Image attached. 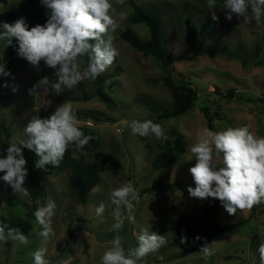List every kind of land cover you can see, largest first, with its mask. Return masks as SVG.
<instances>
[{
	"label": "rangeland",
	"instance_id": "rangeland-1",
	"mask_svg": "<svg viewBox=\"0 0 264 264\" xmlns=\"http://www.w3.org/2000/svg\"><path fill=\"white\" fill-rule=\"evenodd\" d=\"M111 2L114 7L111 15L117 23L129 26L141 38L147 37L146 26L127 20L132 2L140 6L156 5L161 13L166 48L172 53L200 48L213 51H198L193 59L174 61L169 69L174 80H188L194 84L196 100L183 114L157 117L156 111L149 109L143 98L163 106L171 104L170 90L162 81L167 71L155 57L134 49L121 39L117 34L120 26L111 33L119 55L112 67L101 74L103 79L97 82L85 79L71 89L64 87L59 95L51 87L47 94L37 89L39 95H30L29 89L41 78L47 77L50 84L57 78L54 70L46 67L43 61L33 66L15 54L8 69L10 75L0 77L3 137L10 145L22 146L20 142L27 139L23 130L29 120L43 108L51 115L64 102L70 103L80 114L91 112L101 119L79 116V125L95 131L99 143L92 151L77 150L73 154L95 161L99 179L87 193L85 202L74 199L66 183V168L53 170L41 179L44 203L51 199L56 204L51 225L55 235L48 240L37 235L40 227L35 218L25 215L29 197L19 196L12 189H2L0 215L27 218L31 227L24 234L30 243L21 245L18 241H9L0 252V264H33L31 253L41 247L47 249L46 258L52 264L63 261L101 264L103 253L111 247L116 235L124 237L126 252L137 246L136 237L143 229L168 238L173 234L172 221L178 214L202 215L203 204L209 199L193 198L187 190L195 187L189 169L196 161L190 148L198 135L205 128L218 132L247 125L256 136L264 137V102L256 99L264 91V22L257 25L250 15L243 19L233 14L230 21L225 19L224 0H216L218 22L211 19L207 0H125L122 5L116 0ZM6 9L14 14L9 24L23 17L29 25L37 13L47 17L50 14L44 6L29 5L24 0H0V12ZM4 45L6 42L0 41V50ZM255 58H260L261 63L254 64ZM96 84L112 97L114 104L108 106L96 95L77 98L80 90L90 93ZM13 87L17 89L15 92ZM227 88H232L233 96L217 93ZM46 100H51V105L45 106ZM202 107L207 109L210 126ZM149 119L162 125L168 139L172 138L173 129L181 133L185 148L175 163L162 168L151 166L160 140L134 134L129 126L133 120ZM96 152L106 154L117 166L102 163L96 156L95 159ZM217 165L223 166L222 159H217ZM128 182L138 190L139 196L133 201L135 211L131 215L125 213L123 227L117 233L111 230L115 223L112 216L115 205L109 194ZM100 203L106 208L103 217L95 213ZM241 217L248 218L207 242L214 252L207 260L189 244L162 246L145 260L147 264H260L257 249L264 243V204L255 206L251 212L238 210L236 215L230 216L218 203V222Z\"/></svg>",
	"mask_w": 264,
	"mask_h": 264
},
{
	"label": "clouds",
	"instance_id": "clouds-1",
	"mask_svg": "<svg viewBox=\"0 0 264 264\" xmlns=\"http://www.w3.org/2000/svg\"><path fill=\"white\" fill-rule=\"evenodd\" d=\"M124 2L116 0L117 4ZM40 3L50 13L45 24L29 29L23 17L12 24L0 23L3 29L0 41H5L8 46L15 38L20 57L33 66L43 61L46 67L54 70L57 81L50 84L47 77L41 78L29 89L30 95H39L37 89L47 94L49 87L59 95L64 87L71 89L85 79L95 81L112 67L119 53L113 46L111 33L120 25L111 15L114 11L111 0H40ZM207 7L211 19L218 22L216 0H207ZM224 9L225 19L229 21L235 14L243 19L250 15L257 25L264 22V0H224ZM8 75L10 73L0 64V76ZM16 90V87L12 88L13 92ZM51 103V100H46L45 106ZM129 126L132 133L140 136H154L158 140L169 138L162 125L150 119L133 120ZM23 131L27 139L20 144L38 157L35 165L38 169L47 165L58 167L70 146L79 151L94 139L81 130L79 119L68 102L57 106L46 118L33 116ZM190 152L196 161L189 169L195 184L194 188L187 189L191 197L218 200L230 216L236 215L238 210L251 212L255 206L264 204V137L256 136L249 126L229 127L218 132L205 128ZM218 158L222 159L223 166L217 165ZM0 173H3L0 180L10 186L13 193L30 196L29 189L25 187L28 175L26 160L17 144L8 146L6 154L0 157ZM109 195L115 205L112 211L115 223L111 230L118 233L123 227L125 213L131 215L135 211L133 201L138 199L139 193L128 182ZM35 203L37 208L33 215L40 227L37 235L48 240L55 235L51 225L56 204L51 199L44 203L39 197ZM105 210V204L100 203L95 213L103 217ZM136 239L137 246L126 252L124 237L116 235L111 247L103 253L101 264H140L142 261L147 264L145 258L168 243L164 235L149 232L148 229L141 230ZM9 241H18L21 245L30 243L18 228L0 224V252L5 250ZM185 242L186 237H182L181 243ZM199 251L206 260L214 255L206 241ZM257 251L260 264H264V243ZM46 253L47 249L43 247L32 252L33 264H52Z\"/></svg>",
	"mask_w": 264,
	"mask_h": 264
},
{
	"label": "trees",
	"instance_id": "trees-1",
	"mask_svg": "<svg viewBox=\"0 0 264 264\" xmlns=\"http://www.w3.org/2000/svg\"><path fill=\"white\" fill-rule=\"evenodd\" d=\"M29 5H38L42 7L40 0H24ZM14 14L11 10H3L0 12V23H8ZM48 17L42 13H37L34 21L28 25V28L36 26L37 24L43 25L46 23ZM128 22H142L147 28V37H139L129 26H120L117 34L126 41L134 49L144 53L150 54L155 57L161 66L165 68L167 73L162 77L164 85L170 90L171 104L163 106L157 101L143 98L144 103L149 109L156 111L157 117L166 118L170 116H177L188 111L196 100V91L194 84L188 80H174L171 76L169 69L174 61L191 60L194 58L196 52L205 51L212 53L211 49L202 50L197 49L192 52H176L172 53L166 48V37L161 23V13L156 5L140 6L132 2V11L127 17ZM0 31H3L0 28ZM18 54V42L15 38L12 39L11 45H4L0 50V61L5 70L8 71L12 63V58ZM87 62V57H85ZM244 63V61H242ZM254 64L261 63L260 58L253 60ZM1 77V76H0ZM103 78L100 75L95 81H101ZM216 89V88H215ZM217 93L224 97H231L234 95L232 88H227L223 93L217 90ZM96 95L100 100L105 102L106 105L111 106L114 100L97 84L94 90L90 93L79 91V99H87L88 97ZM256 99L264 102V91L256 97ZM204 116L206 117L207 124L210 126L209 115L206 107L201 108ZM77 117L86 116L94 120L101 118L91 112L80 114L75 111ZM217 115V112L214 111ZM36 116L46 118L49 116L48 110L43 108ZM81 130L86 134L94 137L85 148L84 151H92L99 143V135L84 126L79 125ZM172 138L167 140H160L157 142V152L153 155L150 164L154 168H162L167 165L173 164L177 161L180 154L184 151L185 144L182 135L177 130H171ZM10 146L9 142L3 137L2 122L0 121V157L6 154L7 147ZM18 146V145H17ZM22 149V155L26 160V168L28 175L26 177L25 187L29 189L30 196L25 212L26 217L35 218L33 213L37 208L35 200L39 197L44 202L45 192L41 179L53 170H61L66 168L68 170L66 176V183L72 190L74 199L78 202H85L87 193L96 184L99 179V174L95 165V161L83 159L81 156H74L77 151L74 146H70L63 160L58 167L47 165L44 169H38L35 165L38 157L35 153L23 146H18ZM98 161L117 166L116 163L106 154L96 152L94 154ZM96 159V158H95ZM3 173H0L2 176ZM2 189H11L10 186L4 184L0 180V191ZM219 201L209 198L203 204V213L198 215L194 212H182L178 214L172 221L173 234L166 238L168 243L163 247L171 245H184L189 244L194 250H200L205 241L208 242L222 233L229 231L235 225L243 222L248 217H241L236 220L220 223L216 219V208ZM0 224H7L9 227L18 228L23 234H26L31 227L30 221L27 218L20 216H2L0 215ZM186 237V242L181 243V238ZM199 237L200 239H197Z\"/></svg>",
	"mask_w": 264,
	"mask_h": 264
}]
</instances>
